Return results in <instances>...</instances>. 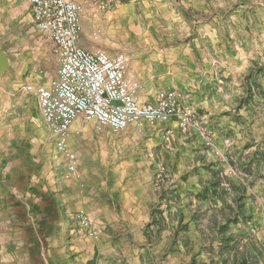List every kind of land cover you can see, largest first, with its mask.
<instances>
[{"label": "rangeland", "instance_id": "1", "mask_svg": "<svg viewBox=\"0 0 264 264\" xmlns=\"http://www.w3.org/2000/svg\"><path fill=\"white\" fill-rule=\"evenodd\" d=\"M76 1L82 8L80 47L124 55L136 91L152 94L155 101L161 93L174 92L199 122L184 131L176 120L144 121L107 141L97 135L85 138L79 155L73 149L81 178L67 166L60 176L75 181L77 188L87 179L86 205L94 212L83 208L99 226L96 236L87 239L70 233L68 224L63 237L69 246L75 243L76 251L66 248L71 256L64 258L65 264L73 256L75 264H132L125 262L127 257L109 261V244L114 241L120 255H130L124 239L133 236L143 239L147 257L155 252L154 261L142 258L141 264H167L169 256L183 254L182 248L185 259L176 264H264V0ZM46 38L36 28L27 1L0 0V49L10 61V80L1 90L6 97L0 102V119H5L0 141L15 144L27 156L28 174L41 189L49 188L46 177L56 173L50 167L62 154L38 100L24 87L37 72L47 77L56 72L54 44ZM216 51L231 56L226 64L230 70L213 77L204 89L198 67L216 61ZM193 94L207 96L209 109L195 107ZM21 99L28 100L26 110L19 106ZM143 101L137 102L152 104ZM186 135L199 141L189 155L182 141ZM135 152L145 158L140 180L149 187L151 212L141 215L143 224L132 222L134 227L124 230V215L107 216L99 202L118 194L121 161ZM126 169L133 179L132 167ZM99 182L101 196L91 198ZM131 217L135 215L129 212ZM163 238L167 243L160 246ZM81 255L87 261L78 260Z\"/></svg>", "mask_w": 264, "mask_h": 264}, {"label": "crops", "instance_id": "2", "mask_svg": "<svg viewBox=\"0 0 264 264\" xmlns=\"http://www.w3.org/2000/svg\"><path fill=\"white\" fill-rule=\"evenodd\" d=\"M44 36L47 37L46 40L49 43L52 42L47 34H44ZM0 54L5 56L8 66L10 61L9 57L6 56L7 52L5 50L1 51L0 49ZM216 55V61L207 63L208 65L206 62H204V67H198V71H202L201 74L203 77H205L202 84L204 89H206V84L212 85L213 77L218 78V76L221 74L226 76L230 70L226 67V64L231 59V56L228 54L222 55V52L219 51H216ZM174 58H176V56H174ZM54 59L57 69L52 77H47L43 71H40L39 73L37 72L38 75H32L28 79L30 83L27 85L48 86L50 82L58 75L59 65L55 56ZM175 61L176 59H173V62ZM6 69L0 75V102L2 101V98L6 97V95L1 93L2 87L10 80V78L6 76ZM132 75L134 80L141 82V79L136 73L133 72ZM126 76L128 79V63ZM137 91L135 96L139 103L142 102L143 99L146 100L143 101V103L149 102L152 99V94L150 96V93L147 95ZM30 94L36 98L33 93ZM141 97H143V99H141ZM190 99L191 103L196 105L195 107L201 109L205 108V110L209 109L207 104L209 98L207 96H198L193 94L190 96ZM27 102L28 100L23 101L21 99L19 101V106L26 110L28 106ZM150 102H155V96ZM182 103L187 104L186 100H182ZM7 107L10 108V104H8ZM10 117L11 114L8 115V118ZM0 121L1 137V135L4 133L5 119L1 118ZM85 123H87V125H85ZM94 125H97L96 121L86 120L82 117L78 118L72 125L70 129L69 144L71 149H74L78 155L80 154L78 145L82 143L85 138L97 135L96 137L100 140L107 141L120 134V132L128 130L135 124H132L126 129L117 133L113 132L109 127H103L101 129L98 128L96 130ZM182 141H184V146L187 148L188 155L189 153H193L194 147H197V142H199L197 140L194 142L193 137L188 135L184 136ZM76 152L75 154L77 155ZM78 155L77 158L79 160ZM81 158L82 157L80 155V159ZM55 159L56 158H54L53 165H51L50 168H54V171L57 174L52 171L51 174L46 177L49 188L45 187L41 189L40 182L36 179L33 180L28 174L27 156L23 155L21 152L18 153L17 148H15V144L0 141V264H65L66 260L64 258H69L71 256L69 254H65L66 248H69L72 253L76 251L75 243H71L72 245L69 246L68 239L63 237L68 233V224L71 228L70 233L76 232L81 236H87V239L93 238L84 233L73 219V214L79 209H85L83 208L84 206H86L90 211L94 212L93 208L86 205V193L89 182L87 179H85V189L83 191L81 190L80 186L79 188L76 187L77 184L75 181H72V183L70 181L65 182L63 177L60 176V174L66 169L64 158L61 155L57 160ZM194 159L195 155H193V157L190 159L193 161V166H195ZM144 164L145 158H143V156L140 157V155L136 152L131 156L124 158L120 164L123 167V170L121 171L123 174L121 179L118 180L119 188L116 189L118 194L112 195L111 201H108L109 199L107 198L103 202L102 197H100L102 185L101 182H99L94 183L95 192H93V194L90 196L94 199H96V197H100L99 203H103L100 205V211L105 212L107 216L113 213L117 214V216L123 214V220H125V222L128 224L124 226V230H126L129 226H131L132 229L134 227L131 224L132 222L134 223L137 221L143 224L145 216L141 217V215L150 214L151 212V209L148 207L150 206L149 201L151 200L149 187L143 180H140V177L144 175V173L141 172L139 167L143 166ZM127 167H132L130 172H132L133 179L128 176L127 173L129 171L126 169ZM127 177H129V180H127ZM72 184H74L75 191ZM74 206L76 207L74 208ZM116 210H119L120 212L117 213ZM86 211L91 214L88 210ZM129 212L132 215H135V217H131L130 220L127 218V214ZM118 218L119 217H116V219ZM96 225L97 227L99 226V224ZM131 238L132 239H130V237H125L124 239L126 248L128 247L132 250V254L130 255H127L126 253L120 255L117 252V249H114L112 246L114 241H111L109 247L112 254H110L109 261L116 262L118 260V262H121L123 259H125V257H127L125 262H130L132 264H141L142 258H150L152 261H154L153 256H155V252H149L150 255L147 257L144 253L146 252V249L141 248L146 246L145 242L143 244V239L137 238L135 236ZM72 242L74 241L72 240ZM166 243V238H163L159 245L165 246ZM63 244L65 246H63ZM182 252L183 254L179 255L178 259L175 257L173 259L171 256H169L167 258V264H176L177 261L181 262L183 257L185 259L184 248H182ZM84 258L85 255H81L78 257V260L87 261ZM72 259L73 260L71 261V264H75L73 261H75L76 258L74 260L73 256ZM67 263L70 264L69 261Z\"/></svg>", "mask_w": 264, "mask_h": 264}, {"label": "built area", "instance_id": "3", "mask_svg": "<svg viewBox=\"0 0 264 264\" xmlns=\"http://www.w3.org/2000/svg\"><path fill=\"white\" fill-rule=\"evenodd\" d=\"M36 28L54 44L58 75L48 86L27 85L33 93L47 127L56 137V147L65 157L67 170L80 179L78 158L69 144L70 129L78 118L94 120L99 129L117 133L132 124L176 120L188 131L199 119L186 111L174 92L161 93L149 105L134 97L137 84L127 79L124 55L89 51L79 46L82 38L81 5L76 0H26ZM84 183H80L83 191ZM78 227L91 237L97 234L93 217L84 209L73 214Z\"/></svg>", "mask_w": 264, "mask_h": 264}, {"label": "water", "instance_id": "4", "mask_svg": "<svg viewBox=\"0 0 264 264\" xmlns=\"http://www.w3.org/2000/svg\"><path fill=\"white\" fill-rule=\"evenodd\" d=\"M7 68V60L3 54H0V75L5 71Z\"/></svg>", "mask_w": 264, "mask_h": 264}]
</instances>
